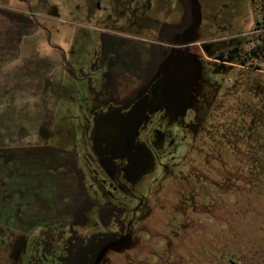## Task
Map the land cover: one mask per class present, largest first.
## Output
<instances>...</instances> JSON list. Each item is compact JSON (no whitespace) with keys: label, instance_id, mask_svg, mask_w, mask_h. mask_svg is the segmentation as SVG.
<instances>
[{"label":"rangeland","instance_id":"obj_1","mask_svg":"<svg viewBox=\"0 0 264 264\" xmlns=\"http://www.w3.org/2000/svg\"><path fill=\"white\" fill-rule=\"evenodd\" d=\"M263 29L264 0H0V264H264Z\"/></svg>","mask_w":264,"mask_h":264},{"label":"flooded vegetation","instance_id":"obj_2","mask_svg":"<svg viewBox=\"0 0 264 264\" xmlns=\"http://www.w3.org/2000/svg\"><path fill=\"white\" fill-rule=\"evenodd\" d=\"M264 30V29H263ZM50 42V41H49ZM51 44V42H50ZM58 50H60V52H62V54H64V52L57 48ZM158 60L159 61V64L158 66H160L162 69H160V75L161 73L164 72V66H165V62H166V59L164 57V54L163 53H159L158 55ZM64 61V64H66L65 62V59L63 60ZM169 65H171V62H169ZM163 80V81H162ZM149 83V93L148 94H144L142 96V99L141 101L139 102L138 106H136V109H135V112H134V117H133V124L132 126L135 127L137 125L138 122L141 121V119L144 117L145 113H146V109L151 106V103H159L160 101H158V98H160L161 94L160 92H162V94L164 95L165 94V91H166V83H165V79H162L161 77L159 79H151L148 81ZM158 90V91H157ZM159 92V94H158ZM162 103V101H161ZM129 135L127 136V140L124 141V142H121L119 144V147H118V150L116 151V154L119 155V156H126L125 155V149H124V144L125 142H127L126 144V147L125 148H128L130 151L129 153H131L130 157H127V165L126 166V169H124L125 171L129 172L130 169H131V163L133 160H135L136 156L137 155H140V152L136 149V147L132 144H128V141H129ZM7 145H4L3 144H0V150H5ZM128 155V153H126ZM98 260H90L87 262V264H97ZM99 264V263H98Z\"/></svg>","mask_w":264,"mask_h":264},{"label":"trees","instance_id":"obj_3","mask_svg":"<svg viewBox=\"0 0 264 264\" xmlns=\"http://www.w3.org/2000/svg\"><path fill=\"white\" fill-rule=\"evenodd\" d=\"M261 39H262V51L264 52V31L261 34Z\"/></svg>","mask_w":264,"mask_h":264}]
</instances>
